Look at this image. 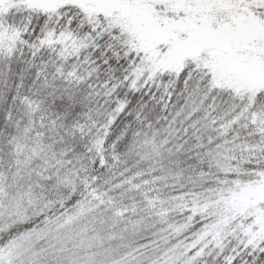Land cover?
I'll use <instances>...</instances> for the list:
<instances>
[{
    "label": "snow or ice",
    "instance_id": "obj_1",
    "mask_svg": "<svg viewBox=\"0 0 264 264\" xmlns=\"http://www.w3.org/2000/svg\"><path fill=\"white\" fill-rule=\"evenodd\" d=\"M0 264H264V0H0Z\"/></svg>",
    "mask_w": 264,
    "mask_h": 264
}]
</instances>
